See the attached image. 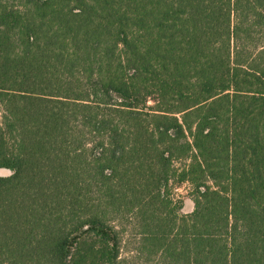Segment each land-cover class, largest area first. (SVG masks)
Segmentation results:
<instances>
[{"label": "trees", "instance_id": "1", "mask_svg": "<svg viewBox=\"0 0 264 264\" xmlns=\"http://www.w3.org/2000/svg\"><path fill=\"white\" fill-rule=\"evenodd\" d=\"M0 169V264H264V0H0Z\"/></svg>", "mask_w": 264, "mask_h": 264}, {"label": "rangeland", "instance_id": "2", "mask_svg": "<svg viewBox=\"0 0 264 264\" xmlns=\"http://www.w3.org/2000/svg\"><path fill=\"white\" fill-rule=\"evenodd\" d=\"M10 171L0 169V176H8ZM188 188L186 185H181L171 194L172 208L181 214L190 213L193 209V202L188 197ZM139 236L131 225H125L120 233V257L124 260L138 264H156L155 260L145 263L142 255H138Z\"/></svg>", "mask_w": 264, "mask_h": 264}]
</instances>
